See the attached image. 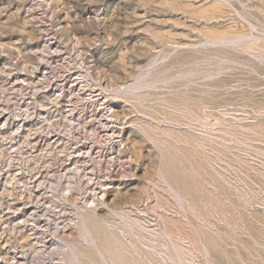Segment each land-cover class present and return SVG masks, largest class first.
Listing matches in <instances>:
<instances>
[{
    "label": "rangeland",
    "instance_id": "1",
    "mask_svg": "<svg viewBox=\"0 0 264 264\" xmlns=\"http://www.w3.org/2000/svg\"><path fill=\"white\" fill-rule=\"evenodd\" d=\"M0 264H264V0H0Z\"/></svg>",
    "mask_w": 264,
    "mask_h": 264
},
{
    "label": "bare ground",
    "instance_id": "2",
    "mask_svg": "<svg viewBox=\"0 0 264 264\" xmlns=\"http://www.w3.org/2000/svg\"><path fill=\"white\" fill-rule=\"evenodd\" d=\"M84 228H85V232H84V233H85V234H87V235H88V234H89V235H91L90 233H88V232H89V230H88V228H87V226H86V225H85V227H84ZM87 235H86V236H87ZM89 237H90V236H89Z\"/></svg>",
    "mask_w": 264,
    "mask_h": 264
}]
</instances>
